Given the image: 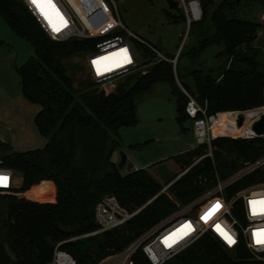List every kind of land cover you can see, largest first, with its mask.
Wrapping results in <instances>:
<instances>
[{"label": "trees", "instance_id": "1", "mask_svg": "<svg viewBox=\"0 0 264 264\" xmlns=\"http://www.w3.org/2000/svg\"><path fill=\"white\" fill-rule=\"evenodd\" d=\"M250 4L264 5V0H204V18L200 22L203 36L178 58V62L186 58L191 65L189 76L194 91L181 85L201 103H207L209 114L264 104V68L259 62L262 49L253 46L264 26L242 16V9ZM0 15L18 37L33 45L34 56L18 71L24 96L41 106L35 124L48 140L43 149L12 155L1 154L9 146L0 142V158L5 166L22 175L19 189L0 191L5 217L0 219V263L48 264L57 243L97 229L95 207L109 195L129 213L142 209L125 225L104 233L99 251L88 254V260L75 256L80 264H95L98 259L121 251L176 210L174 202L161 193L163 187L146 169L126 174L113 160V154L121 148V131L138 125L137 97L157 83L170 84L181 125L190 120L185 111L188 99L168 62L154 65L146 75L129 76L110 93L96 84L77 89L64 60L93 49L96 41L51 40L21 0H0ZM138 45L147 57L154 56L149 48ZM214 47L217 64L209 69L199 67L204 53ZM219 144L230 146L244 163L264 156V140L220 138L213 145ZM202 149L190 150L174 159L188 167L202 156ZM177 177L167 183L174 182L168 191L182 205L216 184L211 158L175 181ZM262 180L264 172L258 170L235 183L229 194ZM7 246L16 261L9 257ZM61 248L71 250L67 244ZM225 250L217 240L206 236L166 264H264L245 248L232 254ZM136 260L138 264H148L142 254Z\"/></svg>", "mask_w": 264, "mask_h": 264}, {"label": "built area", "instance_id": "2", "mask_svg": "<svg viewBox=\"0 0 264 264\" xmlns=\"http://www.w3.org/2000/svg\"><path fill=\"white\" fill-rule=\"evenodd\" d=\"M21 1L51 40L55 42L96 41L94 48L85 53V61L94 84L100 90L106 93L113 92L116 89L115 83L136 73L146 75L154 65L160 62L172 64L176 79L179 81L176 71L178 58L183 48L171 59L139 38L122 23L114 0H53L63 21L54 17L51 23L32 0ZM172 1L182 8L189 27L203 20L204 0ZM55 28L60 30L56 31ZM131 39L149 48L154 56L147 57L139 47L133 46ZM178 85L188 99L185 111L192 122L196 148H208L194 166L206 158H213V144L220 138L254 140L255 133L251 130V126L264 114V104L253 109L209 114L207 103H201L180 82ZM110 88L113 90L109 91ZM241 119H243L242 125L239 124ZM189 170L190 168L177 179L186 175ZM258 170L264 172V156L253 163H245V168L227 180L217 179L213 187L196 199L179 206L168 217L124 249L98 259L95 264H138L136 257L139 254L144 256L148 264H166L185 253L206 236L217 240L226 250L234 252L242 247L254 258L264 261V244L257 243L255 235L258 232H264V215L253 214V205L250 203L254 200H264V180L234 195L229 194V189L235 183ZM16 173L14 169L5 166L0 158V175L9 177L7 184L0 186L1 192H11L17 188ZM173 183H170L165 190H168ZM217 203L221 207L212 212ZM141 210L129 213L119 205L113 195H109L95 207L97 229L91 235L119 228ZM210 212L212 214L209 216ZM216 225H220L224 231L228 232L235 242L229 244L216 229ZM61 246L62 244H59L55 247L53 257L48 264H80L73 254L63 250Z\"/></svg>", "mask_w": 264, "mask_h": 264}, {"label": "rangeland", "instance_id": "3", "mask_svg": "<svg viewBox=\"0 0 264 264\" xmlns=\"http://www.w3.org/2000/svg\"><path fill=\"white\" fill-rule=\"evenodd\" d=\"M114 1L124 26L166 56L177 55L181 48L185 52L203 36L201 23L197 22L189 27L183 18L182 8L179 5L169 7L167 0ZM242 10L243 17L264 26V5L250 4ZM259 34V40L253 46L262 49L259 62L264 68V28ZM131 42L135 48L139 47L133 39ZM216 51L214 47L205 52L198 66L205 69L215 66ZM34 53L33 45L28 40L18 37L0 15V127L5 126L15 133L14 146L2 149L3 155L43 149L48 141L35 124L41 106L28 101L24 96L18 71L34 56ZM64 65L68 75L74 80L75 88L82 89L94 84L86 67L85 53H77L65 59ZM195 66L197 67V64ZM190 68L191 65L186 58L179 59L176 71L177 75L179 74L177 83H183L194 91V83L189 76ZM126 79L115 83L114 87L125 82ZM113 88L108 90L111 91ZM136 113L138 125L121 131L124 147L122 152L125 156L126 153L130 154L131 161L139 167L150 162L149 174L163 187L161 193L167 194L178 208L182 203L165 189L167 183L176 175L180 176L189 168L190 172L200 157L195 158L188 167L174 159L175 156L194 147L198 149L191 122L185 121L182 125L178 122L176 95L168 83H157L150 90L140 94L136 100ZM128 145L133 147L130 148ZM207 149H202L201 155H204ZM212 150L216 181L227 180L245 168L241 157L230 146L213 145ZM114 159L120 164L121 169H126V165L131 163L130 161L127 163L126 157L122 161L121 151ZM122 172L125 173L124 170ZM177 178L175 181L178 180ZM15 184L17 189L22 184V175L19 172L15 175ZM94 232L96 230L67 237L56 246L67 244L71 248L68 252L80 259L88 260L87 255L93 251L98 252L100 244L104 241V233L91 235ZM225 251L232 254L229 250Z\"/></svg>", "mask_w": 264, "mask_h": 264}, {"label": "snow or ice", "instance_id": "4", "mask_svg": "<svg viewBox=\"0 0 264 264\" xmlns=\"http://www.w3.org/2000/svg\"><path fill=\"white\" fill-rule=\"evenodd\" d=\"M32 2L37 6V8L41 11V13L45 16L46 19H49V22L51 23V16L54 15L58 17L61 21H63V17L60 16L58 9L56 8V5L53 3V0H32ZM54 30L59 31V28H55ZM9 177L0 175V186L6 185L8 182ZM253 205V214H261L264 215V200L259 201H251L250 202ZM257 206L259 208V211L257 212ZM221 206L217 203L212 212L219 209ZM210 212L208 215L210 216L212 214ZM207 219V217H205ZM216 229L221 233V235L224 237V239L229 243H234V239L232 236L224 231L220 225H216ZM257 237L256 242L260 244H264V232H258L255 234Z\"/></svg>", "mask_w": 264, "mask_h": 264}, {"label": "water", "instance_id": "5", "mask_svg": "<svg viewBox=\"0 0 264 264\" xmlns=\"http://www.w3.org/2000/svg\"><path fill=\"white\" fill-rule=\"evenodd\" d=\"M167 3L169 5V7L173 8L177 6V3L172 1V0H167ZM243 123V119L240 120L239 124L242 125ZM8 129V128H6ZM251 130L255 133V137L254 140H264V114L261 115L260 117H258L255 122L253 123V125L251 126ZM1 142L8 145L9 147L14 146L15 144V137L13 135L7 134V133H3L1 132ZM125 155L122 153V161L124 160ZM119 169L122 171L124 170V172L130 173L132 171H135L134 166L129 163L126 165V169H121L120 164H118ZM0 219L4 220V212L2 207L0 206ZM7 249V253L9 255V257L13 260L16 261V256L15 254L9 249V247H6Z\"/></svg>", "mask_w": 264, "mask_h": 264}, {"label": "crops", "instance_id": "6", "mask_svg": "<svg viewBox=\"0 0 264 264\" xmlns=\"http://www.w3.org/2000/svg\"><path fill=\"white\" fill-rule=\"evenodd\" d=\"M189 122H191L190 120H189ZM191 125H192V122H191ZM192 127V126H191ZM7 127H5V126H1L0 127V130H1V132H3V133H7V134H10V135H13L14 137H15V133L11 130V129H6ZM192 131H193V129H192ZM122 136V135H121ZM122 140H123V137H122ZM0 141H1V133H0ZM121 142H123V141H121ZM128 146H130V148L131 147H133V145H128ZM123 143L121 144V148L119 149V150H117L114 154H113V160L117 163V161L114 159L115 158V155H117V153H119L120 151H121V154L123 153L122 152V150H123ZM136 149V148H135ZM193 149H195V147L193 148ZM193 149H191V150H193ZM188 151H190V150H188ZM188 151H185V152H183L182 154H184V153H186V152H188ZM130 154H128V153H126V158H127V163L130 161L131 162V164L134 166V168H135V171L136 170H140V169H146L147 171L151 168V164H150V162L148 163V165H144L143 167H139L135 162H133V161H131V158H130V156H129ZM179 155H181V154H179ZM160 160H162V159H160ZM158 161H159V159H158ZM129 164V163H128ZM150 164V165H149ZM147 166V167H146Z\"/></svg>", "mask_w": 264, "mask_h": 264}, {"label": "bare ground", "instance_id": "7", "mask_svg": "<svg viewBox=\"0 0 264 264\" xmlns=\"http://www.w3.org/2000/svg\"><path fill=\"white\" fill-rule=\"evenodd\" d=\"M55 19V18H54ZM53 20V19H52ZM96 64H98L99 65V63H96ZM110 68H112V67H110Z\"/></svg>", "mask_w": 264, "mask_h": 264}]
</instances>
